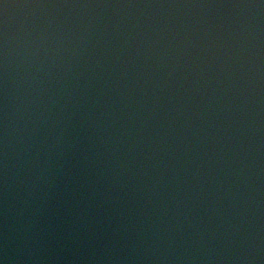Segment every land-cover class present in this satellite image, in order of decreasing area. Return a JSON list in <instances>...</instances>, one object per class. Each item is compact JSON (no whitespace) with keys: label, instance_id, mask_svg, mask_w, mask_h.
<instances>
[{"label":"clouds","instance_id":"9594fccd","mask_svg":"<svg viewBox=\"0 0 264 264\" xmlns=\"http://www.w3.org/2000/svg\"><path fill=\"white\" fill-rule=\"evenodd\" d=\"M0 5V264H40L51 237L89 264L259 259L264 0ZM9 7L25 10L11 28ZM133 7L240 11L189 25L84 11ZM46 9L73 11H27Z\"/></svg>","mask_w":264,"mask_h":264},{"label":"water","instance_id":"95a60500","mask_svg":"<svg viewBox=\"0 0 264 264\" xmlns=\"http://www.w3.org/2000/svg\"><path fill=\"white\" fill-rule=\"evenodd\" d=\"M33 2V0H5V3L9 5H18L21 3ZM93 2L111 3V4H230L236 2V0H93ZM25 10L18 9L16 7H9L7 9V20L9 27H14L18 20V13H22ZM32 11L36 15L41 13L47 15H59L65 16L73 10L69 9H46V10H27ZM81 11V10H76ZM87 13H91L95 16H99L100 20L111 24L116 20H122L125 22L134 21H167L175 24L177 21H182L184 24L189 25L193 23H199L207 18L209 21L215 19L217 23L224 22L229 19H235L238 16L240 10L216 7V8H146V7H133V8H103V9H89L84 10ZM5 10L0 5V24L3 23ZM261 21L264 22V15L261 16ZM259 104L255 105L260 109L259 121L264 124V80L261 81V87L259 95L257 97ZM259 143L254 144L253 147H258L257 153L259 157L257 168L253 169L254 175L251 182V204L249 207L251 211L257 217L256 230L260 242H264V128L261 129L260 136L258 137ZM75 158H73L74 162ZM67 219V217H66ZM62 229L57 230V236ZM90 254L78 248L76 243L67 239H57L51 237L48 240L45 250L40 254L42 260L40 264H89V261L83 259L84 256ZM126 255V253H121ZM199 255V252H196ZM235 255V254H233ZM253 255H256L255 253ZM57 256L61 259L58 261ZM80 256V259L77 257ZM19 264H25L24 260H21ZM168 264H176L175 261H170ZM185 264H240V262L229 260L227 262L220 259L214 261L193 260L186 261ZM245 264H264V250L259 253V259H253Z\"/></svg>","mask_w":264,"mask_h":264}]
</instances>
